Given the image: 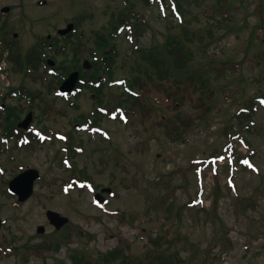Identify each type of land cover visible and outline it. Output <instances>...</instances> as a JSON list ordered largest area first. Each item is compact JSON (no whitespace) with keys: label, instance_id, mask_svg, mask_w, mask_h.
<instances>
[{"label":"rangeland","instance_id":"374dc122","mask_svg":"<svg viewBox=\"0 0 264 264\" xmlns=\"http://www.w3.org/2000/svg\"><path fill=\"white\" fill-rule=\"evenodd\" d=\"M132 1L146 21L139 24L142 47H153L163 56L158 46L175 37L186 45V65L177 69L171 56L165 59L172 81L194 77L191 100L173 104L153 91L127 122L105 116L100 131L78 130L75 122L81 115L93 120L95 95L81 89L65 99L42 84L40 73L13 74V62L0 44L1 81L10 74L16 83L29 86L34 98L30 123L38 131L45 127L51 136L33 148L0 142V164L6 168L0 173V217L4 219L0 247L6 252L1 264H13L14 259V264H72L75 251L84 249L95 256L117 245L131 258L144 261L147 250L153 248L149 238L158 233L163 246H168L166 237L173 238L164 259L174 264H264V100L256 101L250 129H241L235 117L246 101L264 96V0H181L187 10L185 21L174 13L165 16L157 4ZM124 3L45 0L40 5L38 0H0V8L9 7L6 13L0 11V28L8 37L17 33L15 47L23 56L47 34L59 37L58 43L66 47L64 53H56L57 60L66 59L62 64L67 67L71 62L66 57L73 55L72 50L56 30L76 19L79 25L71 39L77 41L83 33L88 46L94 32L105 31L107 19ZM127 34L124 29L114 39L116 80L106 83L99 96L102 107L110 106L112 112L120 97L126 96L119 79L130 76L134 68L147 67L133 53ZM87 51L81 61L90 59ZM198 97L212 106L204 118H198L203 108L193 106ZM10 101L19 105L28 100ZM231 127L250 142L246 149L239 136L233 137L237 152L242 156L250 149L254 152L246 167L230 164V145L225 144ZM54 132L64 138H54ZM212 153L220 156L216 165L208 163L199 176V161ZM19 167L38 168L41 177L34 183L33 195L15 206L16 198L5 190L8 175ZM80 169L96 183L98 192L111 187L113 196L102 192L109 199L103 206L94 204L93 191L87 187L62 191L73 173L80 176ZM215 197L216 204L212 203ZM162 201L172 203L170 213ZM48 208L69 218V224L59 230L60 236L80 228L92 237H78L75 231L72 240L57 251L49 250L45 257L29 255L21 261V254L9 252L15 241L12 237L53 238L45 218ZM41 224L45 226L42 234L36 232Z\"/></svg>","mask_w":264,"mask_h":264},{"label":"trees","instance_id":"16d2710c","mask_svg":"<svg viewBox=\"0 0 264 264\" xmlns=\"http://www.w3.org/2000/svg\"><path fill=\"white\" fill-rule=\"evenodd\" d=\"M144 4L150 6L153 4H157L159 8L162 10L163 14L167 16L173 15V13L180 19V21H185V17L187 15V10L182 4L181 0H143ZM168 15V16H169ZM140 22H146L143 14H140L138 10L135 8V4L131 0H125L123 6L118 10V12L112 14L108 23L111 24V31L109 32H96L93 35V43L86 47L85 43L79 42L75 43L71 40L70 48L73 51V57L76 59L77 55L83 53L84 50H89V55H92L93 59L91 61L92 68L91 70L81 71L80 74V82L79 87L81 89H87L92 94L95 95L94 102H96V107H94L93 111V120L89 115H81L80 119L86 121L89 124H98L99 121L104 117H111L113 113V117L115 119H120V114H124L127 118L131 113L135 112L136 109L142 107L143 100H149L152 92L160 93L161 96H165L167 99H171L173 104L176 102L179 104L184 103L185 100H191L193 98L192 95V87L194 85V77H188L183 80H171V77L168 75V65L165 58H173L174 63L173 66L175 68H181L186 65L187 58L186 53L188 49L184 43L181 42L179 37L173 38L171 41H167L164 46H158L161 50L163 49L164 55L159 56L157 49L150 47L148 49L142 47L139 43V24ZM78 23V21H77ZM128 28L129 29V40L132 45V51L137 56V59L141 61V63H145L147 67L143 69L134 68V72L128 77H121L125 81V88L123 93L126 95L125 97H120L118 101V105L116 107L115 112H112L110 106L107 108L102 107V100L99 98L101 94V89L104 88L106 83L111 84V81L114 80L115 72V62L116 56L118 54L116 45L112 42V39L116 35L114 32L118 28ZM111 39V42H110ZM49 43L54 44L52 41L46 40L42 43H36L32 48L27 50L26 55H21L18 49H10V59L13 62L15 70L22 67L26 68V70H37L40 66L47 67L45 56L41 45H49ZM73 58V60H74ZM61 62V61H60ZM58 62V63H60ZM80 70L81 67L79 66ZM156 78L158 80H156ZM58 82L61 81L57 80ZM174 85V86H173ZM256 98L249 99L244 104V109L240 110L235 117L237 118V123L240 125V128L250 129L252 117L255 113L256 109ZM200 105L203 110L199 112L198 118H204L205 111L211 109L210 102L204 101L198 97L197 100L193 102V106ZM117 114V116H116ZM185 125H188V121L184 122ZM174 131H178V127L172 128ZM172 129L170 131H172ZM169 131V132H170ZM168 132V133H169ZM239 135L240 138L246 145H250V142L241 134L240 131H234L231 127L229 132L227 133V137L230 139L232 135ZM174 136L173 138H176ZM179 137V136H178ZM227 141V143L229 142ZM33 144L29 145L32 146ZM228 145V144H227ZM231 163H239L240 159L244 156L240 155L234 148H231ZM215 153H212L211 156H215ZM245 157L250 158L251 152ZM244 167V165H242ZM80 177L84 180L91 181L90 176L84 175L85 170L80 169ZM213 203H217V198L215 197ZM162 204L165 205V210L167 213L171 212L172 203L162 201ZM179 214V212L177 213ZM76 236L91 238V234L83 231L82 229L75 230ZM65 243L71 240V232L65 233ZM164 238V237H163ZM162 235L157 234L155 237H150L149 242L153 246L150 250L148 249L145 253L146 260H136L131 258L124 250L123 246L117 245L116 247L106 251L99 252L97 255H90L86 250L82 249V251H77L74 255L71 256L72 264H174V262L170 260L164 259L165 251L168 250L170 244L173 243L172 237H166V245L163 246L161 243Z\"/></svg>","mask_w":264,"mask_h":264},{"label":"flooded vegetation","instance_id":"af4514ba","mask_svg":"<svg viewBox=\"0 0 264 264\" xmlns=\"http://www.w3.org/2000/svg\"><path fill=\"white\" fill-rule=\"evenodd\" d=\"M4 7L0 8V11L2 13H6L7 11H3ZM17 36V33H13L12 36L8 37V34L4 31V28H0V44L6 45L8 48H13L15 49V37ZM51 39V36H48V34L46 35V39ZM58 39L59 38H55L53 39V43H49L50 46H52V48L47 49V45H41V48L43 49L44 53L46 52V62L47 59L49 58L48 55L50 54H54L56 57V51L58 49L57 47V43H58ZM61 39L63 40V38L61 37ZM42 44V43H39ZM51 51V52H50ZM50 53V54H49ZM65 61V60H64ZM69 62L73 63V65L68 66L67 69H69L68 73L64 76V71L67 70L63 64H61V68H56L53 69L51 68L50 70H45L42 67H39L36 71L37 72H43V73H49V74H55L58 76H62L63 79L72 71L74 70H79L77 64H79L80 66L82 65V61H79L77 59L74 58V62H72V59L70 58V60H68ZM56 62L54 63V65L52 67H55ZM13 74L15 73H21L18 72L20 69L15 70L14 65H13ZM80 72V70H79ZM50 77V76H47ZM47 77H45L47 79ZM62 79V80H63ZM14 78H12V76L9 74L5 77L4 80L1 81L0 79V129L2 130L1 134L3 136H0V141H2L3 143H6L8 141H12L15 146L17 147H23V143H27L25 144V146L30 147L29 145L32 144V142L36 141L37 137L34 136L32 137V126L28 125V126H23L21 125L22 120L25 118V116L27 115V113L29 111L32 112V105L33 102L30 101L31 97L29 96V94H31V89L29 88V86L27 84L24 83H16ZM61 83V82H60ZM53 85V92L54 94H57L58 92V87L60 84H57L56 82L52 83ZM17 86V87H16ZM50 85H47L46 88H50ZM57 91V92H56ZM22 93H26L27 98L22 96ZM17 98H23V99H27L28 101L26 102V104H16L15 102H12L10 100H17ZM33 113V112H32ZM38 134V133H37ZM34 135V134H33ZM29 137V139H28ZM1 165V164H0ZM2 166V165H1ZM0 166V173L4 172V168ZM29 168V167H26ZM24 168V169H26ZM22 167H19L17 169V171H15L13 174L8 175L9 179L8 181L17 173H19L20 171L24 170ZM38 181V180H37ZM8 184V182H7ZM6 194L8 196H14L16 198L14 205L16 206L19 202H18V198L10 193L8 191V188L6 187L5 190ZM48 223V222H47ZM4 224V219H3V223ZM42 225V224H41ZM5 226V225H3ZM39 225H37L38 228ZM37 228H36V232H37ZM43 228L45 230V226L43 225ZM54 231V228H53ZM38 233V232H37ZM38 238V239H36ZM54 238V237H53ZM12 240L15 241H19V240H24L23 243L21 244H15L14 242H12L10 244V251L12 252L14 255L17 254L18 256L21 254L20 259L21 261H26L28 259L29 255H34L37 257H45L46 252H48V242L46 238H40L38 236H13ZM59 249V248H58ZM57 249V250H58ZM20 250H23L24 253H19ZM56 250V251H57ZM55 252V251H52ZM26 253V254H25ZM6 255V252L3 250V248L0 247V264L2 259L4 258V256ZM15 262V259L13 260V264ZM43 264H48L47 262H44Z\"/></svg>","mask_w":264,"mask_h":264},{"label":"water","instance_id":"95a60500","mask_svg":"<svg viewBox=\"0 0 264 264\" xmlns=\"http://www.w3.org/2000/svg\"><path fill=\"white\" fill-rule=\"evenodd\" d=\"M45 1L40 0L38 1L39 4H43ZM3 10H8V7L4 8ZM73 27V23H68L65 28L59 29V34H66L68 31H70ZM51 64L53 61L50 62ZM84 67H89V64L87 63V60L83 63ZM78 78V72L74 71L69 74L68 78L61 84L60 91L61 92H69L73 89L75 86V83ZM31 113L27 115V117L24 119V121L21 123V125L26 126L30 121ZM38 171L36 169H27L18 175H16L10 182H9V189L10 191L16 193L18 195L19 200L26 199L31 193H32V184L35 179L38 178ZM103 191L109 192L110 188H104ZM95 200L97 202L102 201L103 199H100V194L97 193L94 196ZM47 218L50 221L51 224H53L56 228H60L62 225H64L68 218L65 216L60 215V213L52 210H48ZM38 231L42 232L43 227H38Z\"/></svg>","mask_w":264,"mask_h":264}]
</instances>
